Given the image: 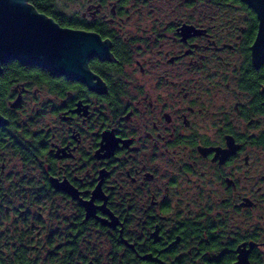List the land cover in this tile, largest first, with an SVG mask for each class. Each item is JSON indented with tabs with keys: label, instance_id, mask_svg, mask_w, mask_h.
I'll list each match as a JSON object with an SVG mask.
<instances>
[{
	"label": "flooded vegetation",
	"instance_id": "1",
	"mask_svg": "<svg viewBox=\"0 0 264 264\" xmlns=\"http://www.w3.org/2000/svg\"><path fill=\"white\" fill-rule=\"evenodd\" d=\"M252 4L78 0L83 78L1 66L3 264H264Z\"/></svg>",
	"mask_w": 264,
	"mask_h": 264
},
{
	"label": "water",
	"instance_id": "2",
	"mask_svg": "<svg viewBox=\"0 0 264 264\" xmlns=\"http://www.w3.org/2000/svg\"><path fill=\"white\" fill-rule=\"evenodd\" d=\"M259 18V29L251 48L255 65L264 61V0H247ZM97 36L61 28L50 17L37 12L28 0H0V72L7 62L38 66L54 75L81 79L83 63L102 56ZM0 119V124H3Z\"/></svg>",
	"mask_w": 264,
	"mask_h": 264
},
{
	"label": "trees",
	"instance_id": "3",
	"mask_svg": "<svg viewBox=\"0 0 264 264\" xmlns=\"http://www.w3.org/2000/svg\"><path fill=\"white\" fill-rule=\"evenodd\" d=\"M29 4L39 13L44 14L47 17L53 19L60 26H64L67 23L63 22L62 14L60 11L56 9L52 0H28ZM14 67V68H13ZM9 71L12 70L13 73L11 77H14V74H18L22 72V77H28L30 75V68L24 67L21 68L17 63H13L12 66L9 67ZM262 78L264 79V71L262 73ZM31 260L26 255H21L20 261L16 264H31ZM0 264H3L1 255H0ZM13 264V263H11ZM60 264V263H59Z\"/></svg>",
	"mask_w": 264,
	"mask_h": 264
},
{
	"label": "rangeland",
	"instance_id": "4",
	"mask_svg": "<svg viewBox=\"0 0 264 264\" xmlns=\"http://www.w3.org/2000/svg\"><path fill=\"white\" fill-rule=\"evenodd\" d=\"M77 1L78 0H52L56 9L64 13L77 9Z\"/></svg>",
	"mask_w": 264,
	"mask_h": 264
},
{
	"label": "snow or ice",
	"instance_id": "5",
	"mask_svg": "<svg viewBox=\"0 0 264 264\" xmlns=\"http://www.w3.org/2000/svg\"><path fill=\"white\" fill-rule=\"evenodd\" d=\"M80 31H83V30H80Z\"/></svg>",
	"mask_w": 264,
	"mask_h": 264
}]
</instances>
